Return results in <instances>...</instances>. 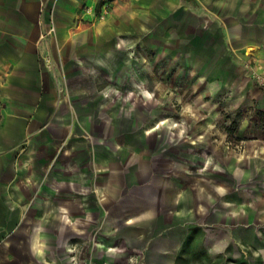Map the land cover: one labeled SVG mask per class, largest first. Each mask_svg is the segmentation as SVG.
Returning a JSON list of instances; mask_svg holds the SVG:
<instances>
[{
	"label": "crops",
	"instance_id": "crops-1",
	"mask_svg": "<svg viewBox=\"0 0 264 264\" xmlns=\"http://www.w3.org/2000/svg\"><path fill=\"white\" fill-rule=\"evenodd\" d=\"M139 4L141 39L155 35L156 46L187 56L212 81L253 89L264 107V89L250 77L264 72V0ZM110 5L101 19L96 0H0V264H182L197 216H207L198 196L180 189V176L153 174L147 145L130 143L127 116L106 121L94 105L99 96L84 95V74L93 85L108 65L101 56L133 43L127 0ZM163 156L155 154L156 165ZM253 210V223L235 224L239 236H226L223 247L264 250V207ZM94 231L89 259L84 244ZM261 255L251 261L264 263Z\"/></svg>",
	"mask_w": 264,
	"mask_h": 264
},
{
	"label": "rangeland",
	"instance_id": "rangeland-1",
	"mask_svg": "<svg viewBox=\"0 0 264 264\" xmlns=\"http://www.w3.org/2000/svg\"><path fill=\"white\" fill-rule=\"evenodd\" d=\"M96 2L99 18L111 14V0ZM140 9L139 0H127V36L133 43L109 57L101 56L108 65L94 72L93 85L91 74H84V95L99 96L94 105L106 121L114 115L127 116L130 143L137 145L133 148L147 145L153 174L180 176V189L194 193L196 205L205 206L207 216H197V227L183 245L182 264H257L251 258L262 260L264 250L242 242L223 247V240L237 238L235 224L251 225L256 217L253 209L264 207V107L252 97L253 89L238 90L235 80L225 85L219 79L212 81L205 70L189 65L187 56L156 46L155 35L141 39L136 23ZM142 131L149 134L142 136ZM84 132L85 146L94 156V137ZM157 148L164 155L158 165ZM168 153L179 158L172 161ZM236 207L243 208V215L231 213ZM219 211L228 212V217ZM223 225L228 231L222 230ZM258 227L264 235V220ZM97 236L94 231L84 244L89 259L87 250Z\"/></svg>",
	"mask_w": 264,
	"mask_h": 264
},
{
	"label": "built area",
	"instance_id": "built-area-1",
	"mask_svg": "<svg viewBox=\"0 0 264 264\" xmlns=\"http://www.w3.org/2000/svg\"><path fill=\"white\" fill-rule=\"evenodd\" d=\"M251 81L255 83L259 88L264 89V72H255L251 76ZM1 117V111H0Z\"/></svg>",
	"mask_w": 264,
	"mask_h": 264
}]
</instances>
